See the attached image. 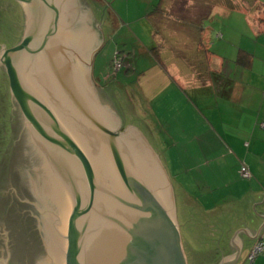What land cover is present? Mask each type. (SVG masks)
Listing matches in <instances>:
<instances>
[{"label": "water", "instance_id": "1", "mask_svg": "<svg viewBox=\"0 0 264 264\" xmlns=\"http://www.w3.org/2000/svg\"><path fill=\"white\" fill-rule=\"evenodd\" d=\"M12 1L27 23L16 46L1 48L0 67L29 140L14 131L9 180L36 197L30 214L44 251L35 253V264H188L163 164L137 128L122 127L110 91L91 81L102 36L84 1ZM5 218L15 222L4 230L13 242L0 235V264L9 263L11 247L16 253L31 243L27 235L15 242L18 217ZM239 233L256 238L236 232L235 254L218 264L238 262Z\"/></svg>", "mask_w": 264, "mask_h": 264}, {"label": "crops", "instance_id": "2", "mask_svg": "<svg viewBox=\"0 0 264 264\" xmlns=\"http://www.w3.org/2000/svg\"><path fill=\"white\" fill-rule=\"evenodd\" d=\"M83 1L99 30L103 22H98L95 13L101 7L92 9L87 1L110 6L108 13L114 27L124 30L128 25V35L135 45L132 52L126 38L122 43L114 40L118 31L107 34L109 40L104 47L107 46L111 57L106 68L92 66L90 74L100 90H109L113 83L102 73L109 70L110 62L118 55L128 65L124 79L137 76V82L129 81L127 88L135 103L141 101L139 109L146 113L140 115L153 123L154 133L159 135V126L167 133V142H174L196 122L213 129L212 136L224 148L218 157L224 163L214 172L222 185L210 187L208 184L214 180L211 177L201 183L205 193L199 194L187 170L175 172L185 208H182L183 220L189 222L186 213L191 209L201 214L197 221L200 229L202 224L213 235L197 236L191 242L194 232L186 227L187 240L181 235L182 243L185 253L197 260L203 255H221L212 261L218 264L235 254L230 241L236 232L246 229L256 238L239 233V259L244 254L243 264L255 242L258 239L264 242V228L258 234L263 223L260 217H264V127H261L264 124V19H250L242 33L231 26L224 28L223 33V26L213 20L214 16H221V10L211 4L215 0H208L210 4L200 0L198 7L191 5L194 4L191 0ZM100 33L103 37L101 30ZM239 51L252 57L248 67L236 62ZM96 54L97 51L92 63ZM116 85V89H124ZM125 110L132 113L134 109L127 105ZM146 125L142 123L138 129L148 141L145 134L153 137V133ZM203 135H195L190 142ZM242 165L251 174L248 180L240 177ZM253 264H264V256H258Z\"/></svg>", "mask_w": 264, "mask_h": 264}, {"label": "rangeland", "instance_id": "3", "mask_svg": "<svg viewBox=\"0 0 264 264\" xmlns=\"http://www.w3.org/2000/svg\"><path fill=\"white\" fill-rule=\"evenodd\" d=\"M199 1L200 0H191V3H194L191 5L198 7ZM209 1L207 0L206 2L210 4ZM87 2L89 3L90 8L92 9L96 8L99 10V8L101 7L100 11L96 12L95 14L98 22L100 23L103 22L100 29L103 35L102 43L100 47L97 49V54L94 57L95 61L93 60V63L91 64V70L93 68L92 66H95L96 68H100V67L106 68L108 60L111 57V55L108 54L107 46L104 47L105 42L109 40V37L107 36L109 32L113 33L118 31L119 33L117 34L114 40H117L118 43H122L124 41V38H126L130 43V47L128 48L132 52L135 50V45L133 43L132 38L128 35L127 31L128 30L130 31L128 25H125L124 30L117 29L118 26L114 27L115 24L112 21L111 15H109L108 13L110 12V8H109L110 6L106 7L104 4H102V6H99V4H96L94 2L92 3V1L90 2L87 1ZM94 4H96V6H94ZM211 4L212 5L215 4L213 5L215 9L221 10V16H216V17L214 16L213 20L219 26H223V33H224V28L227 29L228 26L239 29L241 30L242 33L244 24L250 19L252 18L264 19V14L262 13L259 14V12L261 11L258 9L259 7L258 5L260 6L264 5V0H215ZM210 9L212 10V7H210ZM170 17L173 16L170 15ZM254 21L256 22L257 20ZM204 22L205 21H203V23ZM22 32H23V21L21 19L20 9L17 8L16 4L11 0H0V50L2 47L10 48L12 45L18 43V41H20L22 37L20 36ZM132 35L134 36L133 33ZM164 48L166 47L164 46ZM117 63L119 65V68L115 69V66H118ZM117 63L114 59H112V62H110L111 68L109 66V70H107L105 73L99 72V74L102 73L104 74V76L106 74V76L113 82V83L111 82L112 84L108 88L119 105L120 112L123 118L122 127L125 126L127 127L130 125L138 129V127L140 128L141 124L144 123L145 125L147 124L146 126L147 128H149V131L153 133L154 138L149 136L148 134H145V136L147 137L150 144L153 146L155 153L159 157L161 163L163 164L164 169L166 170L169 176V180L171 182L174 191L177 221L183 239L187 240V237H185V231H187L186 227L190 228V230L194 232L190 237L191 242H193V240H196L197 236L207 237L208 234L212 236L213 233L205 229L202 226V224L200 229V225L197 223V221L199 220L201 214L195 213L193 212V210L188 209V213L186 212L185 213L187 214V216H189V222L188 221L185 222L183 220L184 216H183L182 208L183 210H185V208L184 206H182V202L180 200L181 195L178 190L175 172L181 171L183 169L187 170L186 173L190 174L189 177L193 181L192 184L196 186V189L199 192V194L205 193V191H203V187L201 186V183H203L204 180L207 181L211 177H213L214 180L212 181V183L208 184L210 187L216 186L217 188L221 186L222 183L219 181V179L216 178V174L214 172L218 165H222L224 163V160L218 158L220 154L224 152V148L222 144L220 142H217L216 139L212 136L211 133L213 132V129L199 122L190 125V127L186 129L185 135L184 136L178 135V138L174 142L173 141L167 142V139L165 138L167 136V133L165 132L164 129L159 128V126H158L159 135H157V133H154V129L151 127L153 123H150L148 119H145L144 115L143 116L140 115L141 112L144 114L146 113L145 111H140L139 109L140 107L139 105L141 104L140 103L141 101L139 102V100H137L136 102L138 103H135L132 92H130L129 89L127 88L129 87V84L132 81H134L135 83L137 82V76L125 80L123 74L126 73L128 65L126 64V62L123 64L119 56ZM96 74H98V72H96ZM1 79L2 78L0 77V105L2 104V102H6V98H7L6 97L7 94L4 93L5 90L2 88ZM91 81L93 85L99 87V85H97L96 80L94 78H91ZM99 81L103 85L104 83L103 79L101 78V80ZM116 84H118L119 86L121 85L124 89H119V90L116 89L117 87ZM127 105L129 107H132V109H134L133 110V112H135L134 116L131 115L133 114V112L132 113L128 112L126 111L127 109L125 110V107ZM6 117L7 116L6 114H4V112L0 113V129L2 131L0 132V171L2 169V164L4 159L8 156V146L10 145L11 147L12 146L11 143L13 141V133H12L11 142L8 143V141L11 138V134L6 132V127L4 126L5 123L4 120ZM143 127L145 126L143 125ZM180 134H181V130H180ZM195 135L196 136L203 135V136L199 137L193 142H190L195 137ZM3 137L5 138L6 142L2 140ZM198 187H200V190ZM222 192L223 191H221L220 194ZM206 237H203V239L206 240ZM186 255H187L188 264H215L216 261L214 262L212 261L214 259L218 260L219 256H221V255L214 256L213 254L209 258L208 257L209 255L208 256L203 255L201 260L198 261L194 255H190V254H186ZM203 258H205V260H203ZM243 258H244V254L240 257V259L236 264H242Z\"/></svg>", "mask_w": 264, "mask_h": 264}, {"label": "flooded vegetation", "instance_id": "4", "mask_svg": "<svg viewBox=\"0 0 264 264\" xmlns=\"http://www.w3.org/2000/svg\"><path fill=\"white\" fill-rule=\"evenodd\" d=\"M16 7L20 9L21 19L23 21V32H22V34H23L25 31L26 23H27V18H26V15H25L23 9L20 6H18V4H16ZM22 34L20 36H22ZM18 43H19V41H18ZM18 43L12 45L10 48L16 46ZM6 49H9V48H6ZM0 77L2 78L1 84H2V88L5 90L4 93L7 94L6 95V97H7L6 102H2V104L0 105V113L4 112V114H6V116H7L4 120L5 121L4 126L6 127V132L11 134V138L8 141V143L11 142L12 133H15V132H17V136L20 137V139H22L24 141L26 138L28 139V136H27L28 132H27L26 128L24 127L25 121L22 117L20 108L18 107V105L15 103V101L10 96V92L8 89L7 76H6L5 71L2 67H0ZM0 132H2L1 129H0ZM2 140L4 142H6L4 137L2 138ZM9 147H10V145L8 146V149H9ZM13 147L14 146L10 147L11 150ZM13 150H14V148H13ZM9 152H10V150H9ZM20 184H21L20 181L19 180L16 181V179H15L14 183H12V185H11L12 187L8 188L7 189L8 192L6 190V193L3 194V198H5L7 200V203H6L7 209L4 210V213L6 215H4V213H2V210L0 209V221L3 222V220L6 219L5 218L6 216L12 218L11 213H13V211H14L12 201H13V199H16L18 201V205L15 206L16 211L21 212L19 210L21 208L24 209L25 207L28 210H27V214H25V215H24L25 211L22 212V215H21L22 219H17V224L19 226V230H20L19 232L20 233L17 236V238H15L16 239L15 242L17 241L19 244V238L21 237V235L22 236L27 235V239L30 238L31 243H30V246L27 245L24 248L18 249L16 253L12 252V247H11L9 252L6 251V257H7V253H9L10 257L8 260L9 261L8 264H13L12 260L15 257H18L19 259H27V263H25V264H31V262L33 264H35L36 262H34V260H33L36 258L35 253L36 252H38V253L42 252L43 253V251H44L42 239L40 240V236L38 234L40 231L38 230V228L36 226L37 220L34 218V216L32 214H30V213H32L31 212L32 210H35V208H34L35 203L34 202H35L36 197L30 193L29 188L23 187L24 185L23 184L20 185ZM10 208H11V210L9 211ZM10 223H15V222L12 219H6V221H4V223L2 224L3 227L0 228V231H2V229H3V232L0 235H2L4 237V239H7V234H9V241L13 242V238H12L13 235L10 232H7V233L4 232L5 228L8 230L10 229V225H11ZM19 247H21V246H19Z\"/></svg>", "mask_w": 264, "mask_h": 264}, {"label": "trees", "instance_id": "5", "mask_svg": "<svg viewBox=\"0 0 264 264\" xmlns=\"http://www.w3.org/2000/svg\"><path fill=\"white\" fill-rule=\"evenodd\" d=\"M160 1V0H159ZM259 7H258V9L261 11V12H259V14L260 13H262V14H264V5H258ZM116 58H118V55L116 56ZM251 59H252V57L250 56V54H248V53H246V52H244V51H239V55H238V57H237V60H236V62L237 63H239L241 66H243V67H248L249 65H250V62H251ZM9 150H10V148L8 149V156L4 159V169L2 170V172L3 173H1V176H0V197L2 198L3 197V194L4 193H6V190L8 189V188H10V186L12 185V183H14V181H15V178L12 180V181H10L9 180V175H10V170H11V168H10V164H9V162H10V152H9ZM7 161V162H6ZM243 166V165H242ZM241 166V167H242ZM245 166V165H244ZM241 167H240V169H241ZM246 167V166H245ZM247 168V167H246ZM249 171V170H248ZM239 174H240V170H239ZM251 175V174H250ZM240 177H241V175H240ZM251 178V177H250ZM249 178V179H250ZM241 179H243L242 177H241ZM243 180H248V179H243ZM15 185V184H14ZM7 192H8V190H7ZM6 203H7V201L6 202H4L3 201V203L2 204H0V209L2 210V213H4V210H6L7 209V205H6ZM12 204H13V209H14V211H13V213H11V215H12V217H14V218H17L18 217V219H22V216L20 215V213L18 212V211H16V209H15V206H17L18 205V201L16 200V199H13V201H12ZM11 210V208L9 209V211ZM8 211V212H9ZM4 215H6L5 213H4ZM21 216V217H20ZM4 221H6L5 219L3 220V222L2 221H0V228H2L3 226H2V224L4 223ZM5 226V225H4ZM196 239H198V238H196ZM208 256V255H207ZM209 258H210V256H208ZM199 260H201V259H199ZM198 260V261H199ZM203 260H205V258H203ZM209 260V259H208ZM207 260V261H208ZM205 262V261H204Z\"/></svg>", "mask_w": 264, "mask_h": 264}, {"label": "built area", "instance_id": "6", "mask_svg": "<svg viewBox=\"0 0 264 264\" xmlns=\"http://www.w3.org/2000/svg\"><path fill=\"white\" fill-rule=\"evenodd\" d=\"M114 60L118 61V58H116V55L114 57ZM118 65V63H117ZM119 68L118 66H115V69ZM261 127H264V124H261ZM240 175L243 179H249L251 177L248 169L245 166H242L240 169ZM258 256H264V242L262 240H257L253 246V248L251 249V251L249 252V254L246 257V262L247 264H253L255 261V258Z\"/></svg>", "mask_w": 264, "mask_h": 264}]
</instances>
